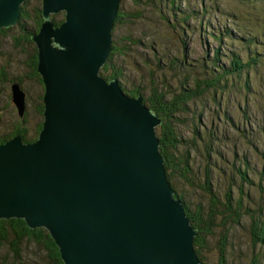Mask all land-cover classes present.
Returning <instances> with one entry per match:
<instances>
[{
  "label": "water",
  "instance_id": "obj_1",
  "mask_svg": "<svg viewBox=\"0 0 264 264\" xmlns=\"http://www.w3.org/2000/svg\"><path fill=\"white\" fill-rule=\"evenodd\" d=\"M22 1L0 0V28L15 25ZM42 1L44 20L31 34L42 128L32 142L0 143V218L47 229L65 264H200L197 231L158 149L160 118L99 74L120 0ZM60 10L65 21L54 25ZM11 99L22 118L18 82Z\"/></svg>",
  "mask_w": 264,
  "mask_h": 264
},
{
  "label": "trees",
  "instance_id": "obj_2",
  "mask_svg": "<svg viewBox=\"0 0 264 264\" xmlns=\"http://www.w3.org/2000/svg\"><path fill=\"white\" fill-rule=\"evenodd\" d=\"M27 0L24 1L21 7V13L19 20L16 24H19L20 33L9 34L13 26L1 27L0 34L4 37H8L12 40L14 45L23 47L29 45L32 48V53L29 56L27 65L29 67L28 72L32 77L39 80L42 87L40 91L39 102L35 105L34 110L41 116L39 122L36 125L28 126V121L25 116L20 119V122H14L10 131L0 132V143H4L15 135L22 137L24 142L34 141L41 128L43 120V92L44 84L42 82L41 75L37 71V47L31 38L33 31H37L44 20L41 13V0H38L37 5L29 9L27 7ZM139 6L136 8V12L144 9V12L150 13L151 22L155 21L156 28L161 26L172 33L173 39L176 34L172 28L181 26L183 23L187 28L189 26V13L184 11L179 16V7H172L175 0H133ZM239 4H243L242 12L239 14L248 13L253 21H258L262 25L261 15L264 14V0H234ZM122 2V1H121ZM191 7V1H189ZM120 7L114 18V27L112 31V44L108 54L107 60L101 67L99 74L105 80L117 79L120 87L123 91L131 96H141L144 104L158 117L160 118V124L156 127V135L160 141L159 152L164 158V167L166 175L171 187L174 191V196L178 197L183 204L186 215L190 218L191 226L197 231L194 237L193 247L198 256L200 264H204L202 260V250L204 248V240L212 232L219 233L218 238V259L216 264H228L226 257V238L227 232L233 225L240 224L241 217H245L247 212L242 215L236 211V213H230L228 215V221L222 223V217L224 212L222 211V200L217 194L210 188V183L215 184L216 181L212 180V174L206 168L202 174L198 175L192 165V154L197 151V147L182 148L178 143L181 140L180 134L175 126V123L181 119L177 117L179 112H190L187 108L188 104L199 98L206 93L212 94V100L215 101L218 113L222 111V78H224V84L226 80L232 77L233 80L240 82V85L244 88L252 86V76L255 75L259 78V86L262 87L264 80V66L262 64V54L257 50L258 47L252 43L263 38V34L253 32L251 30H245L243 25L236 26L235 30L242 34L241 44L245 46L243 57L241 51L232 52L228 65L222 66L219 61L220 53L214 52V58H204L197 60L196 64H189L184 61L187 56V52L183 53V60L176 55H172V52L168 50V47L163 48L155 35L150 38L141 39L142 36L135 35L133 31L128 32L125 36H116L115 29L123 24L124 19L127 16H132L131 26H134V12L135 10L122 11ZM202 8L198 9L193 7L189 12L194 13L195 18H199L197 22L204 21V13L210 11V5L199 3ZM255 7H252V5ZM170 9V11L168 10ZM173 8V10H172ZM215 14L222 17V13L216 9ZM56 14V15H55ZM50 17L54 25L61 23L64 20L65 13H55ZM58 14L61 16L57 18ZM173 17V21L171 20ZM235 18H239L235 15ZM139 20V19H138ZM130 21L127 20V23ZM38 32V31H37ZM222 34V33H221ZM243 37V38H242ZM179 38L181 49L187 48L186 38ZM255 47V49L253 48ZM142 48H149L151 54H148ZM136 50L139 56L134 57V68L131 70L134 74H137L138 82L131 85L121 83L120 77L124 76V70L122 63L126 61V56L129 51ZM128 63V62H127ZM136 63L140 64L136 69ZM129 65V63H128ZM211 65V66H210ZM195 66L194 72L189 71V67ZM170 75L175 79V84H172L165 77ZM242 79V81L240 80ZM0 81L9 84L10 97L12 80L7 77L6 72H2ZM235 84L234 81L231 82ZM12 101V99H11ZM13 103V102H12ZM14 104V103H13ZM202 114L199 112V116L195 117L197 121L204 122L201 118ZM20 118V117H19ZM190 133L193 137L199 138L201 133H206L208 128L202 127L200 124L191 123ZM183 143V142H182ZM262 153L264 155V143L261 146ZM213 154L218 155L215 151ZM211 153H208L210 156ZM215 155V157H217ZM196 157V155H194ZM216 167V165H214ZM263 171L259 172L260 177L256 184V192L259 195L257 199L260 207H264V167ZM246 173V168L244 169ZM248 186L254 185L252 180L244 181ZM181 183V184H177ZM177 184V185H176ZM181 186V189L192 192L193 188L198 187L199 190L206 195V205L209 212L204 214V204L202 201H198L195 205L190 199L187 200L182 191L177 187ZM206 187V188H205ZM230 193V191H228ZM235 194L239 199L246 198L249 201L248 192L244 191V185L237 186L235 188ZM228 199V198H227ZM254 203L253 197H250ZM249 203V202H248ZM191 207V208H190ZM259 211L261 212L260 208ZM222 228L225 233L222 234ZM248 232L252 244L258 243L259 246L264 245V220L261 216L256 221L250 220L248 226ZM264 264L263 260L260 262L257 259H249V261L243 264ZM0 264H65L58 246L56 245L51 234L44 227H30L23 219L12 218H0ZM241 264V262H240Z\"/></svg>",
  "mask_w": 264,
  "mask_h": 264
},
{
  "label": "rangeland",
  "instance_id": "obj_3",
  "mask_svg": "<svg viewBox=\"0 0 264 264\" xmlns=\"http://www.w3.org/2000/svg\"><path fill=\"white\" fill-rule=\"evenodd\" d=\"M189 1H191V7ZM26 3L27 7L31 9L37 5L38 0H27ZM121 3L122 11L135 10V22L132 27V16H127L123 24L115 29L116 36H125L128 35V32L133 31L135 35L142 36L141 39L143 40L155 35L159 44L163 48L168 47L172 55L181 57L183 60V53L187 52L184 61L189 64H196V61L202 57L212 59L214 58V52L217 51L221 55L219 61L224 66L228 65L232 52L241 51L243 57L245 56V46L241 44L242 34L235 30L236 26L243 25L245 30L263 34L261 40L254 41L252 44L258 47L257 51L262 54V64L264 66V14L261 15V25L257 20L253 21L248 13L239 14L242 12V8H240L243 5L242 3L239 4L234 0H175L172 7H179V16L183 11L190 14L187 28L184 23L181 26L178 25L172 28L176 37L184 38L185 36L188 47L183 50L179 38L175 37L173 39L172 33L161 26L156 28L155 17L151 22L150 13L144 12V9L136 12L139 5L133 0H122ZM199 3L210 5L211 9L209 12L204 13L203 22H197L199 18H195L194 13L189 12L193 7L201 9L202 6ZM252 7H255V5L253 4ZM216 9L222 13L221 18L215 14ZM168 10L170 11L169 8ZM261 10H264V8H261ZM41 13H43L42 0ZM52 15L54 14L51 13L50 17ZM235 15H238L239 18H235ZM57 18L60 19L61 16L58 14ZM127 20L130 22L127 23ZM171 20L173 21V17H171ZM18 31L17 27H12V30L8 33L17 34ZM253 48L255 49V47ZM142 49L151 54L149 48ZM30 50L32 51V48L29 45L18 47L14 45L10 38L0 34V76L5 71L7 77L12 80V84L18 82L21 90L25 93L26 111L24 118L27 119L28 126H33L41 119L34 108L39 102L42 87L39 84L41 82L28 72L26 54ZM129 52L126 61L122 63L124 76L119 78L121 83L124 82L126 85L138 82L137 74H134L131 69L134 68V57L139 55L135 49ZM139 65V63H136L135 68L137 69ZM194 69L195 66L189 67L191 73L194 72ZM165 79L175 84L176 80L171 78L170 75H167ZM240 80L242 81V79ZM232 81L235 84H232ZM258 81L261 82L259 78L253 75L252 86L244 88L240 85V82L233 80L232 77L226 80L225 85L224 78H222L220 108L222 113H218L216 103L212 100V94L206 93L188 104L187 108L190 109V112H179L177 117L181 120L175 123L181 139L178 144L182 148L197 147V151L192 154V165H194L197 174H202L208 168L212 174V180L216 181L215 184L210 183L209 186L213 192H217L222 200V211L224 212L222 223L228 221L230 213H236L237 211L239 215H242L247 212L245 217H241L240 224L231 226L227 232L226 260H228V264H240V262L243 264L253 258L257 259L258 262L263 260L264 263V245L252 244L248 232L251 219L256 221L261 216L264 220V207H260L261 205L257 201L259 195L256 192V184L260 177L259 172L263 171L262 168L264 167V155L261 149L264 143V80L262 87L258 85ZM199 112L202 114L201 118L204 122H199L196 118L193 120L194 116H199ZM20 119L17 108L11 101L9 84L0 81V132L10 131L12 124L20 122ZM191 123H198L208 129L205 134L202 132L199 138L193 137L190 133ZM215 151L218 152V155L215 154L217 157L213 154ZM208 153H211V155L208 156ZM245 168L246 173H244ZM249 180H252L254 185L248 186L245 184L244 181ZM240 185H244V191L248 192L249 203L246 198L239 199L235 194V188ZM181 186L179 185L177 188L184 193L187 200L190 196L195 205L193 208L190 207L192 210L197 207L198 201H202L204 214L209 212L208 206L205 204L207 201L206 195L198 187L193 188L194 190L190 192L181 189ZM250 197H253L254 203ZM224 233L225 230L222 228V234ZM219 237V233L214 231L204 240L202 250L204 264H216Z\"/></svg>",
  "mask_w": 264,
  "mask_h": 264
},
{
  "label": "bare ground",
  "instance_id": "obj_4",
  "mask_svg": "<svg viewBox=\"0 0 264 264\" xmlns=\"http://www.w3.org/2000/svg\"><path fill=\"white\" fill-rule=\"evenodd\" d=\"M24 1L25 0H23L21 3H20V11H19V13H18V18H17V20H16V22H15V24L18 22V20H19V16H20V13H21V7H22V4L24 3ZM121 1L122 0H120V2H118L119 4H118V9H119V7H120V3H121ZM62 10H60V11H58V12H52V14H55V13H59V12H61ZM118 11V10H117ZM64 13H65V11H63ZM117 13V12H116ZM115 18V17H114ZM65 21V17H64V20L62 21V22H64ZM61 22V23H62ZM61 23H59V24H57V25H60ZM113 25H114V21H113ZM114 27V26H113ZM112 31H113V29H112ZM112 33V32H111ZM112 38H113V36H112Z\"/></svg>",
  "mask_w": 264,
  "mask_h": 264
},
{
  "label": "flooded vegetation",
  "instance_id": "obj_5",
  "mask_svg": "<svg viewBox=\"0 0 264 264\" xmlns=\"http://www.w3.org/2000/svg\"><path fill=\"white\" fill-rule=\"evenodd\" d=\"M19 24H16L15 25V27H17L18 29H19V26H18ZM18 33H20V31H18ZM27 46V45H26ZM32 53V51L30 50L27 54H26V56H27V61H28V59H29V56H30V54Z\"/></svg>",
  "mask_w": 264,
  "mask_h": 264
}]
</instances>
